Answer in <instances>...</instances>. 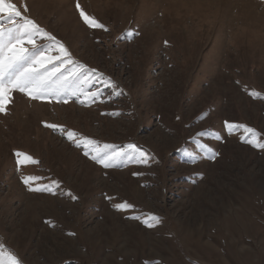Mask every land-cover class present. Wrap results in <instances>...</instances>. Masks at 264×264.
I'll return each instance as SVG.
<instances>
[{
    "label": "rangeland",
    "instance_id": "1",
    "mask_svg": "<svg viewBox=\"0 0 264 264\" xmlns=\"http://www.w3.org/2000/svg\"><path fill=\"white\" fill-rule=\"evenodd\" d=\"M13 2L123 94L105 89L107 102L91 106L15 94L0 116V244L23 264H264V150L223 127L247 125L264 140V3L79 0L104 32L83 25L77 0ZM44 122L100 143H134L153 159L104 169ZM206 129L223 137L203 139L214 160L177 151L195 152L191 138ZM14 150L40 163L17 170ZM24 175L60 187L54 196L29 192ZM122 201L134 207L116 211ZM148 214L160 224L129 218Z\"/></svg>",
    "mask_w": 264,
    "mask_h": 264
},
{
    "label": "snow or ice",
    "instance_id": "2",
    "mask_svg": "<svg viewBox=\"0 0 264 264\" xmlns=\"http://www.w3.org/2000/svg\"><path fill=\"white\" fill-rule=\"evenodd\" d=\"M261 3H264V0H261ZM75 8L81 22L88 29L109 31L103 23L84 10L79 0ZM28 12L26 3L17 5L13 0H0V116L6 117L10 114L16 93L24 95L31 101L65 105L75 101L82 106L107 102L104 97L105 89L111 90L113 96L123 94L110 77H105L98 70L78 63L66 45L42 28L28 15ZM132 34L130 30L125 33V35ZM135 35H139V32ZM164 43L167 46V41ZM248 95L254 99L261 98L253 91H249ZM43 127L54 133L59 131L86 158L104 169L127 163L148 165L153 159L149 153L134 143L123 146L100 143L57 124L44 122ZM223 127L227 135L231 136L240 132V142L253 149L264 150V140H261V133L256 129L228 120L224 121ZM206 137L216 141L223 139L215 130L206 129L197 132L191 138L190 142L195 152L188 148H179L177 151L184 152L193 162L197 159L196 153L214 160L218 153L203 142ZM12 155L15 157L17 170L27 164L40 163L21 150H14ZM133 175H140V173ZM20 182L29 192L47 193L53 196L60 187L58 181L49 179L45 182L44 177L39 175H24ZM69 196L73 201L78 199L74 195L69 194ZM107 199L111 201L113 197L108 196ZM133 207L127 201L113 204V208L118 212H127ZM129 218L140 221L149 229L161 222L155 214ZM0 264H23V262L16 254L0 244ZM156 264L159 262L157 261Z\"/></svg>",
    "mask_w": 264,
    "mask_h": 264
}]
</instances>
